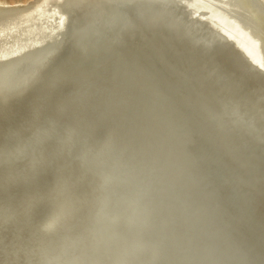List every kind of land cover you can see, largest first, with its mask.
Masks as SVG:
<instances>
[{
  "label": "bare ground",
  "instance_id": "1",
  "mask_svg": "<svg viewBox=\"0 0 264 264\" xmlns=\"http://www.w3.org/2000/svg\"><path fill=\"white\" fill-rule=\"evenodd\" d=\"M222 24L242 39L229 38L221 31ZM89 50L96 56L87 59L84 53ZM182 50L189 58L195 55L218 79L201 78L198 66L188 59L186 68L192 69L189 77L194 86L189 85L190 98L182 90L173 92L160 77L169 90H164V101L183 108L194 131L203 130L204 142L218 137L220 147L230 149L234 145L230 132L219 129L224 127L225 114L217 115L220 124L216 128L207 126L208 115L220 111L219 103L227 104L250 87L256 91L250 101L255 99V109L264 110V0H33L25 5L0 0V264H226V258L217 255L206 240L190 237L188 222L195 219L198 228L206 222L204 198L187 200L188 191L176 188L182 184L179 177L168 183L176 188L171 198L178 206L182 198L183 204H195L192 214V207L181 212L171 198L161 199L168 193L165 184L158 192L162 196L146 195L143 202L140 199L142 206L134 192L96 197L94 183L90 184L91 149L73 161L66 158L76 142L75 134L82 142L98 133L102 123L108 133L102 144L96 140L93 145L94 164L110 146L113 133H118L121 152L115 150L111 160L118 164L120 174L139 161L137 147H131L138 143L135 134L145 137L161 120V133H166L172 124L159 112L141 115V121L131 126L124 109L138 91L117 89L114 73L121 69L124 74L142 64L154 66L165 51L176 59ZM97 60L100 68L90 88L74 75L80 64ZM235 62H241L243 81L222 80L231 75L228 66ZM146 96L154 105L153 94L146 90ZM50 105L55 110L51 115ZM50 116L59 117L47 120ZM47 121L53 128H42ZM63 127H69L68 131L63 132ZM52 131L60 141L51 140ZM45 143L50 144L49 150ZM22 144L36 145V150L25 153ZM76 170L83 175L77 176ZM43 179L48 183L38 184ZM120 180V175L111 172L95 188L103 192L111 181ZM15 187L21 188L20 197L1 203ZM119 202L130 203L123 211L124 219L115 211L103 226V206ZM153 235L157 238L146 244L144 238ZM163 251L164 263L159 258Z\"/></svg>",
  "mask_w": 264,
  "mask_h": 264
},
{
  "label": "water",
  "instance_id": "2",
  "mask_svg": "<svg viewBox=\"0 0 264 264\" xmlns=\"http://www.w3.org/2000/svg\"><path fill=\"white\" fill-rule=\"evenodd\" d=\"M180 16L183 17L181 10ZM184 16L188 17L185 13ZM198 18L201 20V17ZM202 20L205 22L208 19L202 18ZM183 25L189 26L186 22ZM223 27L221 31L229 38L235 39V36L241 37L234 31L227 30L224 25ZM202 29L206 31V28ZM245 45L247 46L246 43ZM248 47L246 49L250 50V47ZM96 50H98V47L92 49V51ZM123 50L125 51V49ZM92 51H85L84 56L87 59L96 56ZM189 56L190 54L187 51L182 50L181 54L174 59L170 52L165 51L161 57L157 56L154 66L142 64L133 66L129 72L127 71L124 74L121 69L114 73L113 80L116 82L115 85L118 84L119 86L117 89L122 91L129 90V93L132 89H137L138 91L136 97L129 101L128 104L131 103L130 106L124 103L125 106L128 105L124 110L125 115H130L129 121L131 126L132 122L136 120L138 122L141 121V115H159V112H161L160 115H166V121H169L173 125H171V129L166 130V133L165 131L161 133V129L163 128L161 120L154 123L150 129L148 128L149 130L145 132V137L135 134L134 140L137 139L138 143H134L131 147H137L136 150L139 151L138 158L140 160L131 163L126 172L124 171L123 174H120L118 164L113 163L111 160L115 150L119 153L121 152L118 145V133H113V140L110 146L107 147L97 160V165L94 164L96 157L94 155L95 146L93 145L97 141L102 144L108 133L107 129L102 127V121L99 122L101 126L98 133H93L89 137L84 138L82 142H78L79 137L75 134L73 140L75 139L76 142L71 151L66 154V158L69 162L73 161L80 152L91 149L92 155H90L88 162H91L93 166L90 184L94 183L93 192L95 196L100 197L109 194L114 197L116 194L118 195L122 192H134L135 195H138L139 206L147 197L146 195L152 198L162 196L158 192L163 191L164 188L162 189V187L164 184L165 186L167 185L166 187L169 190L173 189L174 187H171L168 183L170 181L173 182L174 179L176 180V177H179L182 184L176 188L188 191L190 196H185L187 200L197 202V199L204 198L201 201L205 206L204 217L202 218L206 219V222L200 228L194 226L196 224L195 219H192L191 223L188 222L187 227L191 229L190 237L193 240L197 238V241L199 239H202L200 241L206 240L208 245H212L217 255L226 258V264H264V110H256L255 99L251 101L249 99L256 92L254 88L250 87L248 90L245 89V91L239 92V95L229 100L227 104L224 102L219 103L221 106L220 111L213 113L214 115H208L207 125L210 128H216L220 124L219 116L221 117L222 113H224L226 121L223 124L224 127H219V129H223L225 134L230 132L234 145L230 149L228 146L222 148L220 147L221 140L218 137L212 138V141L204 142L206 136L202 132L203 130L194 131L188 123V116L182 113L183 108L173 105L169 106L167 100L164 101V90L166 92L169 90L159 80L160 77L165 79L173 92L182 90L185 96H191L189 85H193L191 84L189 75H191L192 69L189 71L186 68V60L188 61V59L198 66V76L204 79H210L211 77H214L215 80L218 79V77L213 76L212 70L203 65L195 55L193 58H189ZM154 60L152 64H154ZM239 63L241 62L229 63L231 67L228 66V68L231 75L222 80L236 82L239 79L240 82L243 81V76L239 75L243 67H240ZM99 68L100 63L98 60L97 62L87 61L79 65L74 77L76 76L80 82H83L87 86L90 85L91 88L94 78L98 76L97 71H99ZM135 68L138 69L136 70ZM218 71L222 73L221 70H217V74H219ZM73 81L75 82L74 78ZM67 86L72 88L71 83H68ZM146 90L153 94L155 100L151 99L154 101V105L149 103ZM210 97L212 101H216L215 96L210 95ZM158 98H160V102L156 100ZM169 103L171 104V102ZM47 108L48 113L55 111L51 105ZM21 111L27 113L29 110L22 108ZM239 113L241 115H238ZM256 113H260V115H256ZM73 114L74 112H68V115ZM224 116L222 115V117ZM58 117L50 116L47 120L56 121ZM231 120L233 124H231ZM120 121V123L123 122L121 119ZM41 125L44 129L53 128V124L49 123V121L45 123V126ZM231 125L234 126L236 131ZM68 129L69 127H63V132H67ZM197 130H200V128L197 127ZM125 137H128V134ZM147 137L151 143L146 142ZM58 139L59 141L61 140L59 135L52 131L51 140L57 141ZM45 144L46 149L49 150L50 144ZM22 146L25 147H23L25 153L36 150V145L32 147L30 144L26 146L22 144ZM124 157L125 155L123 154ZM111 172L120 175L121 180L119 182L111 181L110 186L103 192L99 191L98 188L96 189V182ZM80 173L82 171H75L77 176L83 175ZM168 189L166 190L168 193L162 196L163 198L161 199L172 197L171 195L174 194L175 189L172 191ZM74 191L76 192L77 188ZM140 199H142V202ZM183 199L180 201L179 206L174 197L170 201L181 212H184V209L189 210L195 206V204L192 205L186 201L183 204ZM128 206L130 207V203L105 204L103 206L104 218L102 219L104 221L101 224L103 226L107 225L106 219L109 215L115 213V211L117 213L120 211L119 217H121V220L124 219L123 211ZM194 212L193 208L190 213ZM234 219L236 222L233 221ZM204 226L205 229H202ZM156 238L157 235H153L145 237L144 240L147 244ZM245 242L248 243L247 246ZM242 247H246V249ZM158 250L161 251V248ZM142 254L145 256L144 253ZM165 255V252L163 255L161 253L159 258L162 259ZM161 262L164 263V260L162 259Z\"/></svg>",
  "mask_w": 264,
  "mask_h": 264
},
{
  "label": "rangeland",
  "instance_id": "3",
  "mask_svg": "<svg viewBox=\"0 0 264 264\" xmlns=\"http://www.w3.org/2000/svg\"><path fill=\"white\" fill-rule=\"evenodd\" d=\"M1 1H4V2H8V3H15V4H17V5H25V4H27V3H30V2H33V0H1ZM56 141V140H55ZM56 142H58V140L56 141ZM18 167H21V166H19L18 165ZM53 176V174H51V177ZM37 181H39V180H37ZM47 181V183H48V179H43V181L42 182H39L38 184H40V183H44V182H46ZM46 183V184H47ZM31 184V183H30ZM29 185V184H28ZM40 186V185H39ZM21 188H18V187H15V188H13V190L11 191V190H9V193L5 196V201H1V203L2 202H5V203H9L10 201H14V200H16L17 198H19L20 197V195L22 194L21 193V191L22 190H20ZM32 189V188H31ZM30 189V190H31ZM32 190H34V189H32ZM39 193H41L42 191L40 190V187H39ZM16 204V202H14V205ZM35 215L37 216L38 214H39V212H40V210H39V207H37L36 209H35ZM10 227H13V226H10ZM38 227V224H37V226H36V228ZM8 228V227H7ZM14 228H15V226H14ZM19 229H20V227H19ZM9 230V229H8ZM4 231H6V229H4ZM6 234H8V236H6L7 237V240H9L10 239V235H9V233H6Z\"/></svg>",
  "mask_w": 264,
  "mask_h": 264
}]
</instances>
